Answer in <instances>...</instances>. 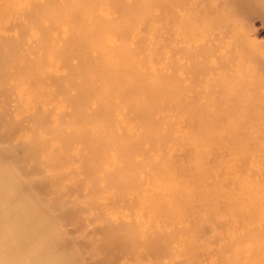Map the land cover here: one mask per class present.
Wrapping results in <instances>:
<instances>
[{
    "label": "rangeland",
    "instance_id": "rangeland-1",
    "mask_svg": "<svg viewBox=\"0 0 264 264\" xmlns=\"http://www.w3.org/2000/svg\"><path fill=\"white\" fill-rule=\"evenodd\" d=\"M86 1L88 0H0V191L4 186L8 192L7 200L4 203L0 202V211L11 204L16 207L17 194L22 195L23 200L25 198L22 204L28 202L27 212L33 210L36 213L33 214V211L30 213L32 215L30 222L36 220L42 224L43 221V225H40L43 227L40 229L42 231L31 234L37 250L58 256L55 259H59L60 264H228L225 258L216 261L212 256L204 261L199 259V254L220 249L227 242L224 239L219 240V236L228 231L221 221L225 218L230 219L235 211L227 200L225 203L224 197L218 196L219 192L233 193L232 200L237 196L246 195L255 202L262 199L264 204V149L250 150L246 144L238 142L224 150H203L208 154H202V157L196 155L197 158L195 154L189 153V150L184 153L188 139L183 138L179 143L164 145L154 142L149 145L145 141L143 144L145 134L149 130L148 124L140 118L144 111L140 113L131 109L124 112L122 109L127 105V101L132 106L141 105L143 102L137 101L136 97H125L127 95H124L123 90L120 94L116 92V96L114 95L116 106L108 111L102 108L100 112H96L98 115L91 117L95 113L93 109L100 105L98 104L100 95L96 96L76 86L74 89L67 88L66 95L61 90L56 92L53 83L63 87L85 83L89 80H85L83 74L114 71V67H111L114 58L112 61L108 58L104 60L105 64H109L107 67L103 66L102 61L97 64H86L81 60L80 57L83 55L95 56L99 42L95 45L93 44L95 41L90 39L87 43L84 42L85 44L82 42L83 45L79 43L63 45L67 36L66 31L71 29L85 36L88 31L85 28H95L96 16L113 20L112 26L115 30L127 27L131 18L124 11L117 9V4L131 9L128 14L136 15L132 20H136L137 25L133 28L128 41L115 36L110 38L107 43L109 49L126 47L134 51L137 44L132 41L146 38L141 43L146 49L143 53L139 50L137 52L139 57L146 55V68L152 73L149 81L160 84V79L154 78L153 72L164 74L171 70L167 65L170 58L165 56L161 60L160 57L169 53V44L166 43L163 28L164 21L155 19L149 21L151 17L157 19V16L165 15L158 4L153 3L149 6L152 0H94L100 1L101 4L90 5ZM186 1L189 8L192 1ZM241 1L243 0H203V4L194 9L189 8L182 16L188 23L184 36L187 42H190L187 48L196 45L208 48L221 41L223 47L217 50L216 55L226 59L229 56L227 51L231 50L233 53L231 57L243 65L240 73L245 74L251 70V77L259 87L257 95L264 97V19H262L264 0H248L251 4L259 6L260 10L258 8L257 10L262 14L261 17L251 16L239 10L237 6ZM71 11L83 18L88 16L89 18L85 19L87 24L83 27L81 19L68 22L59 20L62 15L67 16ZM216 12L218 16L220 15L221 21L215 18ZM93 14L95 17L92 18ZM53 19L58 22L57 28L53 26ZM221 22L227 26L225 30L216 27ZM229 28L231 32L232 29L235 31L233 34L235 37L230 32L227 33ZM182 30L173 27L174 36L181 34ZM238 34L240 41L236 38ZM209 36H217L218 39L211 42ZM235 44L238 47L233 52ZM241 50L245 51V56ZM173 59L184 62L179 56ZM117 62L119 59L112 63ZM126 78L124 79L130 80L129 76ZM100 83L101 92L104 93L107 87L114 86L110 79ZM80 93L82 100L79 102L76 96L79 97ZM138 96L141 97L139 94ZM197 114L198 112L193 109L179 112L176 107L163 115L157 110V115L163 116L166 121L160 125L159 136L155 135L154 139L167 134L170 129L169 121L178 120L179 123L183 120L176 127V135L178 132L181 134L185 131L196 132L194 127L196 125L187 122L189 119L186 118ZM217 137L224 142L228 139V136L223 134H218ZM136 147L141 148V151L150 150V154L138 152L133 155L132 150ZM152 150H159L161 153L156 154ZM162 152L169 157L172 156L169 158L172 164L168 170L170 172L165 174L166 180L157 177V183L152 185L154 189L148 187L151 189L148 192L150 203L159 200L155 194L152 195L155 189H168L171 193L175 189L174 191L179 190L177 195L180 191L185 192V200L197 203L198 210L190 212L184 204L181 209L182 204L176 202L182 201L178 196L175 197L172 206L178 214L171 213L166 219L161 211L158 213L156 207L153 208L154 211L146 208L147 205L144 207L141 199L136 208L124 209V204L134 199L136 191L138 192L140 188L121 195L122 190L118 186L128 180L122 173L140 177V172H147L151 169L150 166L158 165L157 161L160 162ZM178 154L180 156H177ZM151 157L155 158V162ZM197 160L210 164L209 171H212L211 163L214 160L219 162L221 164L219 167L214 166L217 168L216 172L221 171L220 167L227 168L223 177L231 179L238 185L232 184L228 188L221 180L216 183L214 179L221 178L222 175L216 178H203L202 175L189 178V170L196 167ZM131 162H144L146 166L137 168L136 163L132 165ZM176 166L180 167L176 169ZM4 176L6 183L1 179ZM234 187L238 188L233 189ZM145 193L147 194L146 191ZM147 213L153 221L144 218V214ZM256 213L258 220L264 222L262 219L264 207L259 208ZM15 215V218L20 219V211ZM133 222L138 227L137 230L131 227ZM250 225L246 227L250 228L247 232L249 230L251 232L247 235L248 241L233 244L229 249L233 254L255 248L254 245H261L262 241L261 243L251 241L253 237L251 235L255 234V231L252 232L251 228L254 226ZM179 228L189 230H185L181 237L176 233L177 241L174 247H166L165 240L162 241L164 255L147 252V250L155 252L160 244L158 240L147 241L148 239L144 238V231L169 237ZM242 231L238 230L237 234L246 232ZM5 237V243L0 241V248L4 246L7 248L12 242L11 245L16 246L21 242L17 236ZM125 238L130 240L127 247L119 244ZM23 250L25 251V248L16 251L20 254ZM261 252L264 253V250L256 248L257 257ZM2 262L0 259V264H3Z\"/></svg>",
    "mask_w": 264,
    "mask_h": 264
},
{
    "label": "bare ground",
    "instance_id": "bare-ground-1",
    "mask_svg": "<svg viewBox=\"0 0 264 264\" xmlns=\"http://www.w3.org/2000/svg\"><path fill=\"white\" fill-rule=\"evenodd\" d=\"M191 1L192 3L191 6L189 7L191 9L196 8L199 4H203V0L201 1L191 0ZM86 2H88L90 5L101 4L100 1H94V0H88ZM153 3L154 5L158 4L161 10L165 12V15L157 16V19L156 17L155 18L151 17L149 21H152V19H155V21L157 20L160 22L164 21L165 27L163 28H164V34L166 35L165 40L166 43L169 44L168 45L169 53L167 52L166 55L164 56L160 55V57L161 60L165 56L170 58V61L167 62V65L169 67L168 69L171 70L167 71L164 74L162 72H156V71L153 72L154 78L160 79L159 80L160 84H156L149 81V79L151 78L150 74L152 75V73H150V71H148V69L146 68L147 67L145 63L146 55L144 54V57L138 56L139 55V53L137 52L138 50L139 52L141 51L143 53V51L146 49V46L141 45V43L144 42L146 38H139L138 40L134 39L132 41L137 44L136 50L134 51H130L126 47H120V48L117 47L115 49L114 48L109 49V44L107 43L110 38H113V36H115V38L117 37L128 41L130 38V34L133 31V28H135V26L137 25L136 20H132V17L136 15L130 16V14H128L131 9L128 8V6H120V4L116 3L117 9L124 11L131 18L129 20V25L127 27L115 30L112 26L114 23L113 20L109 18H105L103 16L101 17L102 18L101 19L100 16L95 17L93 14L92 18L95 17V21H96L95 28L94 29L92 27L85 28L88 30L86 31L85 36H83L84 35L83 33L77 31L74 32L71 29L69 31H66L67 36L65 35L66 36V38L64 39L65 43L63 45V46H68L72 44L77 45V43L82 44V42L83 44H85L84 42L87 43V40L90 41V39H93V41H95L93 43L95 45H97V42H99L98 43L99 45H97L96 55L92 57L90 55H83L80 57L81 60L86 64L88 63L97 64L100 61H102L103 66L107 67V65L109 64H105L104 61L106 58H108L111 61L113 60V58L114 61L119 59V62L115 64L112 63L114 61L112 62L110 61L112 64L111 67L112 68L114 67V71L112 73L101 72L97 74L95 72V74L92 73L88 75L83 74L85 80H89V82H85V83L70 84L69 86H64V87L53 83L55 91L60 92L61 90L66 95L67 88L74 89V86H76L81 88L82 90L88 91V93L91 94L93 93L96 96L100 95L101 99L99 100L98 103L100 105L98 106L97 109L95 108L93 109L95 110V113H93L91 117L98 115V113L96 112H100L102 108L107 109V111L108 109L112 110L111 108L116 106L117 104V101L114 100V95L116 96V92L117 94H120L123 90L125 92L124 95H127L125 97H129V98L130 97L133 98V96L136 97L137 101L143 102L141 105L138 104L132 106V104H128L127 101L126 102L127 105H125L122 109H124V112L130 111L131 109L138 110V112L140 113L141 111L142 112L144 111L141 114L140 118L141 121H144V123L146 122V124H148L149 130L145 134L146 136L143 139V144L144 141L147 142L149 145H152L150 143L153 142L161 145H164L166 143H179L180 139L184 138V139H188L187 141L188 143L185 144L184 146L186 150L184 151V153H187L189 150V153L195 154V157L197 156L200 157L202 154L203 155L208 154V152L203 150H224L231 148L232 146H234L233 144L238 142L246 144V147H248L250 150H259V149L263 150L264 149V97L257 95V92L259 91V87L257 86V82L253 80V77H251L252 76L251 70L245 72V74L240 73L243 65L239 64V62L235 61V59L231 57L233 54L231 50L227 51L229 56L226 59L216 55L217 50H221V48L223 47L221 41L217 42L212 46H209L208 48L206 46H198V45H196L195 47L192 46V48L191 47L187 48V45H190V42H187L186 37L184 36V30L186 28L185 26H187L188 23H186V21L182 19L184 13H186L187 10L189 9L187 7L188 2L186 0H164L160 2H158L157 0H152L151 2H149V6H152ZM238 5L239 6L237 7L239 8V10L241 11L243 10L242 12L249 13V15L251 16L261 17L262 15L259 13L260 10L259 6L255 4H251V2L248 0H243L239 2ZM257 8L259 10H257ZM217 14L218 13L216 12V14L214 15L215 18L221 21L220 15L218 16ZM87 18L89 17L85 16V18H83L81 17L80 14L71 11L67 16L62 15V17L59 18V20L61 21L64 20L65 22H68L69 20L81 19L84 27V25L87 24L85 21V19L87 20ZM145 21L146 23L148 22L147 20ZM57 24H58L57 20L53 19L54 28L58 27ZM173 27L183 29L181 31L182 35L179 34L178 36H174ZM216 27L218 28L220 27L222 30L224 28L225 30V27L227 26H224V24L221 22L218 23ZM198 28L199 30L201 29V27ZM227 30H228L227 33L230 32L232 36L233 34H235L234 33L235 31L233 29L232 32H231V28ZM233 37H235V35ZM239 37L240 36L238 34V36L236 37L238 38L237 39L238 41H240ZM209 38L211 42L218 39L217 36L216 37L209 36ZM81 39H84V41H82ZM234 46L235 48H232L233 52L238 47V46L236 47V44ZM241 51H242V55L245 56V51L244 50ZM117 56H119L118 59ZM175 56H179L181 60H184V62H178L176 59H173ZM27 61L28 60H25V62ZM155 61H157V59ZM28 63L30 64V62ZM127 76L130 77L129 81L125 80L127 79L126 78ZM105 79H110V81L112 82L111 84L114 86L109 85L111 88L107 87L104 93L101 92L102 89L100 88L101 86L100 82H103ZM111 89L114 90L112 91ZM109 94L110 95L112 94L111 95L112 97L111 96L109 97L108 96ZM138 94L141 97H139ZM76 97H77V101L80 102L82 100L81 93L79 94V97L78 96ZM173 107H176L179 112L180 110L189 111L190 109L196 110L198 112V114L195 115L194 117L186 118L189 119L187 120V122L196 125L194 127L197 130L196 131L197 133L185 131V133L182 134L178 132L176 135L175 134L176 127H178L179 123L181 124L183 120L182 121L180 120L179 123L178 120L176 122L169 121L170 129L166 132L167 134H165V136L162 135L154 139V136L158 135V133L161 131L160 125L164 124L166 121L165 120L166 118L157 115V110H159L163 115V114H167V112H170V110H172ZM122 109L120 110V112L122 111ZM116 116L117 115H115L114 122L117 121ZM218 134H223L228 136L227 141L224 142L223 140L219 139L217 137ZM137 147L132 150L133 155L138 152L144 154L145 153L150 154L149 152L150 150L144 149L141 151V148L138 149ZM152 151L156 154L161 153V151L159 150L157 151L152 150ZM49 152L51 151L49 150ZM162 153L163 155L162 157L160 156V162L157 161L158 165L157 164L154 165L153 163L154 166H150L151 169L149 171L140 172L141 173L140 177H136L135 175L133 176L128 173L127 174L122 173L125 178L126 177L128 178V180L125 181V183H123L122 185L118 186L122 190V193H120L121 195H123L125 192L129 190L136 191L139 190L140 188L138 192L136 191L138 195L136 194L134 199H130L131 200L130 202H126L124 204L125 205L124 209L132 210L134 209V207L136 208V205L139 204V199H141L142 205H145L144 207H146L147 205L146 208L150 209V211L152 210L154 211L153 208L156 207L158 213L160 211L162 212V214L164 215V219L171 216V213L173 214L177 213L172 208L173 202H175L176 196H178V198L181 199L182 201L185 200L184 198L186 196L185 192L180 191L179 194L177 195L179 190L174 191L175 190L174 189L172 190L173 192L171 193L168 189L167 190L155 189L152 195L155 194V196L158 197L157 199L159 200L154 203L153 202L150 203L149 201L150 196L148 195V192L151 191V189L149 190L148 187L152 188L153 187L152 185L157 183V177H160L161 180H166V175L170 172L168 170H170L169 168L171 167L172 162L171 159L169 158L172 156L169 157L167 154L166 156L164 152ZM179 154L177 156H180ZM187 156L185 157L188 159L190 155L188 157ZM151 159L153 158L151 157ZM153 160H154L153 162H155V158ZM150 161L152 164V160ZM201 162L197 160L196 167L194 168L195 170L194 169L189 170V176H190L189 178L197 175H202L203 178L205 177L216 178L217 176L222 175L221 178L214 179L216 180V183L221 180V182H224L228 188H230L232 184H234V186L238 185L236 182L231 181V179L223 177V174H226L227 172V168L225 169L224 167V169H222L220 167L221 171L216 172L215 169L217 168L214 166L218 165L219 167L221 165L219 162L217 163L214 160L211 163L212 171H209L210 168L208 166H210V164L208 165L207 163H203V162L201 163ZM131 163L132 165L133 163H136L137 168L146 166L144 165V162H131ZM98 166H96V168H98ZM179 167L176 166V169ZM94 168H95V164H94ZM5 177L6 176L1 178L4 179V183H6ZM235 188L238 187H234L233 189ZM145 191L147 192V194L145 193ZM0 192H1L0 202L4 203L8 198L7 188L3 186ZM181 192L183 194H181ZM219 193L220 194L218 196L224 197L225 203L227 200L228 204L231 207H233L235 211L230 216V219L225 218L224 220L221 221L222 225L226 226L228 231H226V233L223 234V236H219V240L224 239L227 240V242L225 246L223 247L221 246L220 249H212L208 253H204V254L201 252L199 254V259H203L204 261H206L212 256L215 257L216 261L224 260L225 258V260L229 262L228 264H253V261L254 264L257 263L264 264V253L261 252L258 257L257 254L255 253L256 248H259L261 251L264 250V222H261L262 220L261 221L258 220L256 213L258 212L259 208L264 207V204L262 203V199H258L257 202H255L253 200H250L246 195H242V196L240 195L233 198L232 200L231 195H233V193H229V192L228 193L224 192L223 194H221V192ZM17 198H18V202L16 201L15 203H17L16 205L18 206V208H20V210L17 208V206L15 207L14 205L12 206V204L11 205L8 204L9 206H5L4 209L0 211V241L5 243L4 242L6 240L5 236H17L20 237V239L18 240L21 242H19L18 245L15 243L16 246H12L11 245L13 243L12 242L7 248L5 246L0 248V259L1 261H3L2 263L3 264H60L59 259H55L58 256H52L49 252L44 253L37 250L36 248L37 245H35L34 243L35 241H33L34 239L32 238L31 234L42 231L40 229L43 227H41L40 225H43V221L42 224L40 220H39L40 222H36V220L33 223L30 222L32 216L30 213L33 210H31V212L29 211L30 213L27 212L28 211L27 209L29 207L27 206L26 203L28 202L26 201L25 204H22L23 201L25 200V198L23 200L22 195L17 194ZM186 200L183 203L182 201L180 202V200H176V202L182 204V206L180 205L181 209L183 208V204H184L186 205V208H188L190 212L196 211V209L198 210L199 205L197 203ZM17 211H20L21 214V216H19L20 219L15 218L16 217L15 213ZM167 211L169 212L168 214ZM205 211L209 213L211 212L210 210H205ZM149 213L144 214L145 215L144 218L152 220V217L150 216ZM180 213L184 214L183 212ZM33 214L36 213L33 211ZM250 224H253L254 226V228H251V230L253 229L252 232L255 231V234L253 233V235H251L253 236L251 237V241L254 243L255 242L261 243L262 241L261 245L260 246L254 245L255 248L248 249L247 251L242 250L239 251L238 253L233 254L229 250L233 244L235 245L240 242L245 243L246 241H248L247 235H249L248 233L251 232H249L250 230L247 232V229L250 228L246 229V227ZM161 225L162 224H160V226ZM131 227H133L134 229L136 228L135 230L138 229V227L134 222L131 224ZM185 230H189V228L187 229L179 228L176 232H174V235H171L169 237L168 236L164 237L165 236L164 234H158L154 232H153L154 234H152V232L151 233L147 232L148 230L144 231L145 233L144 238H147L148 239L147 241L158 240V243L160 244L159 249L156 250L155 252L150 250H147V252L154 255H162V254L164 255V252L162 251L163 248L162 241L165 240L166 247L169 246L174 247L176 245L175 241H177V237H175L176 233L180 235L179 237H181L183 234H185ZM238 230L239 231L243 230L242 232L246 230V232L242 234L240 233L237 234ZM121 241L119 244L123 247H125L130 243V240L127 238L122 239ZM53 242L54 241H52V243ZM27 246L29 249L27 248ZM13 248L16 249L14 250ZM24 248L25 251L23 250L22 252H20V254L19 251H16L19 249L22 250ZM26 249L28 250L26 251ZM197 258L198 256L196 257V259Z\"/></svg>",
    "mask_w": 264,
    "mask_h": 264
}]
</instances>
